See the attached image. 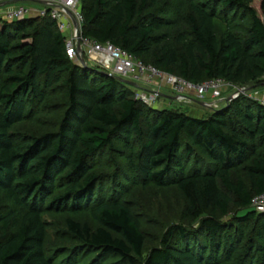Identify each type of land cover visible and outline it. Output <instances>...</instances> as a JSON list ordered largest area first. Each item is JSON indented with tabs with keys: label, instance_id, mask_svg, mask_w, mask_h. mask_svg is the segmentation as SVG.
I'll list each match as a JSON object with an SVG mask.
<instances>
[{
	"label": "trees",
	"instance_id": "1",
	"mask_svg": "<svg viewBox=\"0 0 264 264\" xmlns=\"http://www.w3.org/2000/svg\"><path fill=\"white\" fill-rule=\"evenodd\" d=\"M218 2L232 18L224 19L221 37L215 26L220 13L193 4L187 14L189 38L180 34L172 45L169 34L162 32L167 21L159 14L158 0L82 4L83 35L111 43L194 85L217 79L233 84L260 80L264 19L256 4L264 16V0ZM238 21L247 23L243 33L233 27ZM89 67L69 59L66 38L48 15L12 22L0 18V264H55L45 253L42 219L51 197L56 203L71 202L74 211L81 203L91 206L96 230L72 219L67 227L101 258L116 256L129 264L142 259L146 240L140 221L117 198L96 199L102 180L91 166L98 154H124L135 140L141 147L132 171L158 187L176 186L187 200L184 217L200 224L196 234L183 226L171 227L144 264H220L221 247L228 259L231 228L215 214L227 216L231 205L244 211L235 224L241 237L255 223V249L264 264V214L252 207L254 198L264 194V106L236 99L205 119L157 110L135 100L130 86ZM58 83L69 102L60 128L18 146L12 128L24 120L28 104L44 102ZM240 166L250 186L232 178ZM1 193L12 203L8 214H3Z\"/></svg>",
	"mask_w": 264,
	"mask_h": 264
},
{
	"label": "rangeland",
	"instance_id": "2",
	"mask_svg": "<svg viewBox=\"0 0 264 264\" xmlns=\"http://www.w3.org/2000/svg\"><path fill=\"white\" fill-rule=\"evenodd\" d=\"M91 1L81 0L82 4L90 3ZM149 2L153 3V0H149ZM158 2L160 3L159 14L163 15V17L161 16L163 21H167V26L162 28V32L169 34V42L172 45H175V39L180 34H184L189 38L191 25L187 19V14L192 12L193 4L204 7L207 10H216L218 14L220 13L221 19L215 23L216 33L219 37L226 31L224 19H227V21L232 20L231 15L229 17V14L225 13V10L221 8L218 0H158ZM256 7L260 12V16L264 19L261 6L256 4ZM44 8L40 0H0V18H4L6 21L21 20L17 19L15 14L20 10H24L22 19L36 20L41 17L40 14ZM151 10H154V8ZM246 26L247 23L239 21L233 25L239 33H243ZM227 83L230 86L225 88L222 94L225 99L215 104L217 106L213 104L211 94H208L205 99L197 97L193 92L179 94L165 83L160 84L159 87L145 84L144 86L137 85L136 88H143L147 93L154 95L155 103L157 104L154 108L157 110L175 111L188 114L189 116L196 115L195 117L199 119L209 118L214 114V111L229 106L230 103L227 100L231 99L238 89H247L245 94L237 98L240 100L257 102L253 98L264 96V77L258 81L243 84ZM136 88L129 87V90L134 93L133 97L135 100H137ZM146 95L149 96L148 94ZM178 95H184L186 99L180 100ZM68 104L69 102L64 96L61 84H55L52 89L47 91L44 102L27 105L24 120L11 130L15 143L21 146L34 138L56 132L60 128L65 112L68 109ZM140 147V143L135 140L133 148L127 150L126 153L102 152L95 156V159L91 162L92 171L102 180L96 199L102 201L117 198L118 201L126 204L140 221L146 240L144 255L142 259H137L133 264H144L149 253L153 249L162 246V240L171 227L183 226L189 231L191 230L190 232H194V234L200 229L198 222H193L184 217L187 200L176 186L158 187L153 183L145 182L137 173L132 171L131 165L137 163L136 154ZM187 163L188 161L186 165ZM191 164L192 161L187 165V169L191 167ZM231 174L234 181L241 178L250 186L249 176L244 166L238 167ZM222 190L230 198L235 199L234 194L226 191L223 186ZM1 198L4 206L3 214H8L12 208V203L2 193ZM78 206V209L74 211L71 202L56 203L53 201V197L47 200L45 211L42 214V219L46 224L45 253L53 256L55 264H129L127 262L122 263L121 258L116 256L101 258L97 251L88 249L84 242L70 233L67 227L68 219L81 224H88L93 230L99 227V224L91 215V206L85 203H81ZM243 214L244 211H240L235 205L230 206L227 216H222L219 212L215 214V218L231 228L230 235L233 238L232 243L229 244L231 248L229 247L228 250L230 252L228 259L225 256L226 249L223 250V247H221L222 251L217 257L220 264H260L259 255L255 249L257 245L255 223H252L249 228H245L241 233L242 237L235 228L237 217ZM10 232H13L12 228ZM194 234H191L194 239H201V234H197L199 235L198 237ZM223 235H220V246H223L225 242ZM2 236L3 230L0 225V239ZM209 252L207 249V254Z\"/></svg>",
	"mask_w": 264,
	"mask_h": 264
},
{
	"label": "built area",
	"instance_id": "3",
	"mask_svg": "<svg viewBox=\"0 0 264 264\" xmlns=\"http://www.w3.org/2000/svg\"><path fill=\"white\" fill-rule=\"evenodd\" d=\"M40 1L46 6V10L42 11L40 16L44 17L48 15L52 20L57 22L59 30L66 38L67 54L73 63L80 65V60L85 59L89 66L132 81L137 85L144 86L146 84L148 86L159 87L160 84L165 83L179 94L193 92L201 99H205L208 94H211L214 105L225 99L222 96L223 90L230 86V84L224 79L209 80L200 85H194L183 78L164 73L153 65L145 64L134 55L111 43L102 44L85 38L83 35L84 16L81 0ZM15 15L17 19H22L24 17V10L16 12ZM74 21L77 22V27L74 25ZM136 90L137 100L149 107H156L154 95L147 93L143 88H136ZM246 92V88L238 89L227 102L231 103ZM185 97L184 95H178L180 100H185ZM253 99L264 106V96ZM252 207L257 212L264 214V194L254 198Z\"/></svg>",
	"mask_w": 264,
	"mask_h": 264
},
{
	"label": "water",
	"instance_id": "4",
	"mask_svg": "<svg viewBox=\"0 0 264 264\" xmlns=\"http://www.w3.org/2000/svg\"><path fill=\"white\" fill-rule=\"evenodd\" d=\"M40 2L43 4L42 1H40ZM74 25H75L76 27L78 26L76 21H74ZM80 61H81V62H80V66H83L84 68H90L89 65H88V63H87V61H86L85 59H81ZM99 73H101V74H103V75H106V76H109V77H111V78H113V79H115V80H117V81H119V82L125 83V84H127V85H129V86L137 87V84H136V83H134V82H132V81L125 80V79L120 78V77H117V76H114V75H112V74H110V73H107V72H105V71H99Z\"/></svg>",
	"mask_w": 264,
	"mask_h": 264
},
{
	"label": "crops",
	"instance_id": "5",
	"mask_svg": "<svg viewBox=\"0 0 264 264\" xmlns=\"http://www.w3.org/2000/svg\"><path fill=\"white\" fill-rule=\"evenodd\" d=\"M42 6L45 7L44 10H46V6H45V4H42ZM44 10H43V11H44ZM3 19H4V18H3ZM4 20H5V19H4ZM8 21H9V22H12V21H10V20H8ZM14 21H15V20H14ZM195 116H196V115L191 116V117L197 118V117H195Z\"/></svg>",
	"mask_w": 264,
	"mask_h": 264
}]
</instances>
